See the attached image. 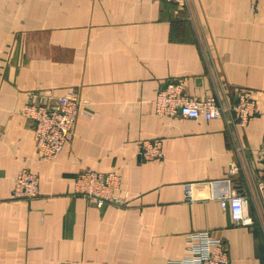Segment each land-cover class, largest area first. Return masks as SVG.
<instances>
[{
	"label": "crops",
	"instance_id": "0c3cea01",
	"mask_svg": "<svg viewBox=\"0 0 264 264\" xmlns=\"http://www.w3.org/2000/svg\"><path fill=\"white\" fill-rule=\"evenodd\" d=\"M189 10L158 0H0V264H192L189 236L203 231L230 264H264V222L235 226L211 198L223 184H209L230 179L252 215L262 204L264 0H189ZM177 78L197 100L232 103L248 89L257 112L245 127L157 116L158 91ZM40 88H75L83 102L52 161L36 157L23 113ZM145 140H160L164 156L144 161ZM24 168L39 194L13 200ZM85 171L117 176L118 204L84 198L76 179ZM194 183L203 199L190 202Z\"/></svg>",
	"mask_w": 264,
	"mask_h": 264
},
{
	"label": "built area",
	"instance_id": "2783aa9c",
	"mask_svg": "<svg viewBox=\"0 0 264 264\" xmlns=\"http://www.w3.org/2000/svg\"><path fill=\"white\" fill-rule=\"evenodd\" d=\"M171 2L177 6L176 12L189 11V0H158ZM28 103L23 113L34 124L36 136L35 155L39 160H55L63 151L74 135L75 126L82 111L83 102L75 88H69L62 96L56 95L51 89H39L28 93ZM257 112V102L252 92L241 89L232 103H222L218 97H207L202 100L188 98L185 95V84L182 79H172L166 82L157 93L155 99V113L161 117L180 115L184 118L206 120L219 119L228 126H247ZM140 155L146 162H151L164 156L163 144L160 140H145L140 146ZM258 155L264 163V139L258 150ZM239 173V167H232L230 177ZM83 174H85L84 177ZM36 175V174H35ZM28 168H24L17 175L11 196L13 200L31 201L39 194V179ZM88 179L93 180L106 192H94L87 187ZM222 190L213 193L212 199H218L226 208L229 204L231 221L235 226L249 225L252 221L250 214V198L240 193L231 185L230 179L223 182L209 183L212 187ZM120 179L115 175L97 171H85L78 175L76 187L84 198L96 206L118 204L119 199L112 194L118 188ZM206 185V184H203ZM208 185V184H207ZM221 185V184H220ZM201 183L189 184L186 199L196 202L203 197L195 193ZM257 188L264 203V181L257 182ZM209 199V198H208ZM189 251L192 264H230L228 254L220 240H216L208 231L198 232L189 236Z\"/></svg>",
	"mask_w": 264,
	"mask_h": 264
},
{
	"label": "rangeland",
	"instance_id": "374dc122",
	"mask_svg": "<svg viewBox=\"0 0 264 264\" xmlns=\"http://www.w3.org/2000/svg\"><path fill=\"white\" fill-rule=\"evenodd\" d=\"M176 6V5H175ZM176 10H177V6H176ZM181 12H184V11H180L179 13H181ZM189 12H190V10H189ZM40 89H45V88H40ZM35 90H39V89H35ZM32 91H34V90H32ZM77 91V90H76ZM78 94V93H77ZM78 96H79V94H78ZM35 175V174H34ZM35 176H37V175H35ZM83 176L84 177H87V176H85V174H83ZM38 177V176H37ZM117 177V176H116ZM118 178V177H117ZM216 182H219V181H216ZM215 182H212V184H214ZM87 187L88 188H90L92 191H94V192H102V193H104V192H106V188L105 189H101L100 187H98L96 184H93V180L92 179H88V182H87ZM260 199H261V202H262V204H261V206H259V209L257 210V212H256V214H251V218H252V221L253 222H264V203H263V200H262V198H261V196H260ZM263 231V230H262Z\"/></svg>",
	"mask_w": 264,
	"mask_h": 264
},
{
	"label": "water",
	"instance_id": "95a60500",
	"mask_svg": "<svg viewBox=\"0 0 264 264\" xmlns=\"http://www.w3.org/2000/svg\"><path fill=\"white\" fill-rule=\"evenodd\" d=\"M226 213H227L228 219L231 220L229 204L226 205Z\"/></svg>",
	"mask_w": 264,
	"mask_h": 264
}]
</instances>
